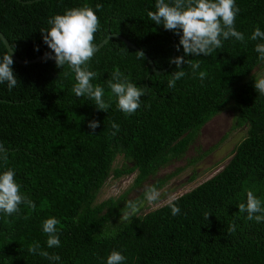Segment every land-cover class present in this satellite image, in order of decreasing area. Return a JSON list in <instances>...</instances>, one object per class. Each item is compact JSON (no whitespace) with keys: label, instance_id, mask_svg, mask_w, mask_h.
Returning a JSON list of instances; mask_svg holds the SVG:
<instances>
[{"label":"trees","instance_id":"trees-1","mask_svg":"<svg viewBox=\"0 0 264 264\" xmlns=\"http://www.w3.org/2000/svg\"><path fill=\"white\" fill-rule=\"evenodd\" d=\"M155 2L0 0V33L19 60L51 51L40 32L49 27L48 18L88 6L99 19L95 45L108 34L118 35L159 71L151 72L145 59L118 39H107L89 61V70L97 74L91 83L102 87L105 102H111L104 112L94 101L75 96V74L67 65L58 68L51 59L14 62L21 83L11 92L0 84V144L7 155L5 161L0 153V173L14 170L15 182L36 207L22 204L12 216L0 212V264H106L113 250L127 258L124 264H264V222L247 221L237 207L246 202L245 188L264 201V96L255 91L251 74L264 68L254 50L264 41L250 39L256 27L264 31V0H235L240 8L235 28L245 42L229 39L210 56L187 57L199 60L200 69L194 77L182 65L187 75L174 88L167 82L178 69L167 65L171 57L183 55V48L178 52L179 37L148 18ZM5 53L0 43V58ZM117 68L137 87L147 88L141 107L130 116L116 108L107 84ZM199 71L207 74L203 83ZM225 107L233 111L235 127L245 128L244 136L216 173L174 198L179 215H171L166 202L120 222L130 200L125 193L95 203L108 176L135 172L132 187H138L183 154L200 127ZM93 120L99 121L94 133L88 127ZM113 122L120 126L115 136ZM116 156L121 163L112 166ZM50 217L60 221V247L47 248L42 223ZM233 223L236 231L229 234ZM34 243L61 260L29 253Z\"/></svg>","mask_w":264,"mask_h":264},{"label":"clouds","instance_id":"clouds-1","mask_svg":"<svg viewBox=\"0 0 264 264\" xmlns=\"http://www.w3.org/2000/svg\"><path fill=\"white\" fill-rule=\"evenodd\" d=\"M100 9L102 5L98 3L96 10ZM239 12L240 8L235 0H156L155 11H148V18L179 37V43L175 45L178 52L181 46L183 48V55L170 58V63L175 64L178 70L172 72V77L167 82L169 88H174L176 82L187 75L182 65H187L196 77L200 69V61L194 62L192 59H186L187 57L210 56L215 50L221 49L223 42L229 39L245 42L244 34L235 28V20ZM47 25L49 27L40 29L44 44L51 50L44 53L45 62L49 59L54 60L56 67L61 69L67 65L75 74L76 83L72 87L75 96L94 101L97 110L108 112L111 102H105L102 87L91 83L97 74L89 70V61L96 52V45L93 43L94 34L99 30V19L95 11L88 6L68 9L63 15L58 14L48 18ZM250 39L264 41V31L256 27ZM14 50V47L8 46V51L0 58V84H6L9 92L21 83L12 67ZM36 50H39L38 46ZM254 50L259 54L258 61L264 63V43H257ZM137 58L144 59L142 51L137 52ZM206 76V72L199 71L198 78L201 83ZM107 84L115 98L116 108L125 116L135 114L141 107V97L146 95V86L137 87L118 68L112 72ZM253 86L259 95L264 96V76L256 77ZM88 127L94 133L99 127V121H90ZM111 127L114 129L111 135L115 136L120 126L113 122ZM0 153H5L3 159L7 161L3 144H0ZM14 176L15 172L12 169L0 173V212L8 216L18 214L22 204L32 209L36 207L35 203L21 192V186L15 182ZM244 194H246V202L237 205L238 212L246 213L247 221L264 222V201L247 188L244 189L242 195ZM160 197L161 193L154 185L146 186L144 199L149 204L158 202ZM140 203L127 200L121 212L120 222H130L139 212ZM168 206L171 208V215L180 214L181 210L174 203V198L168 200ZM210 215L206 213V219ZM58 224L60 221L55 217H50L42 223V231L47 236V248L61 246ZM235 231L236 225L234 223L229 225L228 233L234 234ZM28 252L44 257L50 262L61 260L59 255L42 250L39 243L30 245ZM126 259L121 252L113 250L108 255L106 264H124Z\"/></svg>","mask_w":264,"mask_h":264},{"label":"rangeland","instance_id":"rangeland-1","mask_svg":"<svg viewBox=\"0 0 264 264\" xmlns=\"http://www.w3.org/2000/svg\"><path fill=\"white\" fill-rule=\"evenodd\" d=\"M251 74L255 78L263 76L264 68L253 69ZM233 118L234 113L230 107L220 110L200 127L183 154L170 159L138 187H132L135 172L116 179L108 176L96 194L95 203L106 198H116L123 193L127 199H137L146 186L162 179V183L156 187L161 193L158 202L149 204L144 195L137 199L141 203L136 215H142L206 180L226 163L236 143L244 136L245 128L235 127ZM120 163V156H116L112 166H119Z\"/></svg>","mask_w":264,"mask_h":264},{"label":"water","instance_id":"water-1","mask_svg":"<svg viewBox=\"0 0 264 264\" xmlns=\"http://www.w3.org/2000/svg\"><path fill=\"white\" fill-rule=\"evenodd\" d=\"M18 1V0H17ZM32 1H37V0H32ZM30 1H25L24 3H29ZM109 38H115V39H118L119 41H121L126 47L136 51V52H140V50H138L136 47H134L132 44H130L129 42H127L125 39H123L122 37L118 36V35H115V34H108L106 35L100 42H98L96 44V50L99 49L104 42L107 41V39ZM0 43L1 45L3 46L4 50L7 52L8 51V45L5 41V39L3 38V36L1 35L0 33ZM12 56H13V60L15 63L19 64V65H27V64H31V63H35V62H38L40 60H43L44 59V55H39V56H36L32 59H29V60H19L17 59L14 54L12 53ZM143 57L150 69L151 72H154V73H158L159 71H154L153 70V66L150 62V60L145 56V54L143 53ZM172 58V57H171ZM170 65V62L168 63L167 67ZM165 69L161 70L160 72H163Z\"/></svg>","mask_w":264,"mask_h":264}]
</instances>
